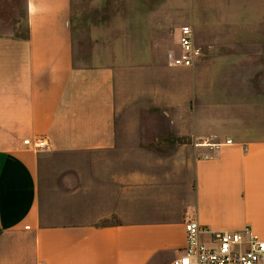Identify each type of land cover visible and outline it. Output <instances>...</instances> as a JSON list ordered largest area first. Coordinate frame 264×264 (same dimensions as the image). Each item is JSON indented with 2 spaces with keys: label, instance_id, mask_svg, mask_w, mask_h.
<instances>
[{
  "label": "crops",
  "instance_id": "0c3cea01",
  "mask_svg": "<svg viewBox=\"0 0 264 264\" xmlns=\"http://www.w3.org/2000/svg\"><path fill=\"white\" fill-rule=\"evenodd\" d=\"M73 3L25 0L27 31L0 34V264H172L188 221L264 240V0L196 20L205 57L170 71L136 58L145 40L127 67L85 63ZM125 70L148 83L145 113L167 116L143 143L121 142ZM159 70L174 104L152 101ZM38 139L47 152L24 144Z\"/></svg>",
  "mask_w": 264,
  "mask_h": 264
},
{
  "label": "rangeland",
  "instance_id": "374dc122",
  "mask_svg": "<svg viewBox=\"0 0 264 264\" xmlns=\"http://www.w3.org/2000/svg\"><path fill=\"white\" fill-rule=\"evenodd\" d=\"M224 1L226 0H74L73 27L86 48L82 58L87 64L100 62L98 55L104 54L106 60L121 59L127 67V62L134 58L129 52V45L136 40H145L146 44L153 47L146 45V49H143L136 46V58L143 59L142 52L148 49L152 52L147 57L149 61L170 71L177 68L169 66L165 55L167 57L170 51L178 52V34L181 28H194V22L198 19L207 24L209 11L215 10L218 19V11L222 12L224 9ZM257 30L264 31V23ZM26 31L25 0H0V34H20ZM116 44L119 46V56L115 49ZM98 46L101 47L100 50L97 49ZM168 74L160 70L150 74L146 72L145 78L151 79L149 87L153 92V103L160 96L167 106L169 103L174 104L175 78ZM142 79L140 72H122L123 96L126 102L121 130V142L124 144L149 141L154 132L149 130L144 133V128L167 130V116L145 113L144 87L148 83L145 84ZM154 91L160 95H156ZM135 95L137 100L132 98ZM129 101L132 104H128Z\"/></svg>",
  "mask_w": 264,
  "mask_h": 264
},
{
  "label": "built area",
  "instance_id": "2783aa9c",
  "mask_svg": "<svg viewBox=\"0 0 264 264\" xmlns=\"http://www.w3.org/2000/svg\"><path fill=\"white\" fill-rule=\"evenodd\" d=\"M203 57L205 51L195 44L193 28L182 27L179 52L171 51L167 55L169 66L192 68ZM24 144L38 152L49 150V144L45 139H38L35 142L26 140ZM204 145L208 148L218 147L216 144ZM195 146L203 147V144ZM203 158L210 159L212 156L205 155ZM185 228V249L172 264H264V240L253 234L250 229L244 232H213L196 221H188Z\"/></svg>",
  "mask_w": 264,
  "mask_h": 264
}]
</instances>
